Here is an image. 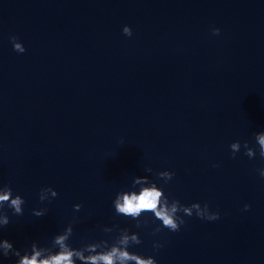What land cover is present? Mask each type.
<instances>
[{"label":"clouds","instance_id":"1","mask_svg":"<svg viewBox=\"0 0 264 264\" xmlns=\"http://www.w3.org/2000/svg\"><path fill=\"white\" fill-rule=\"evenodd\" d=\"M213 35H219V28L211 29ZM125 36H132V29L125 25L122 28ZM10 42L13 45V50L17 53L26 51L18 37L10 36ZM255 146H250L248 141L243 144L239 140L230 144V150L233 157L244 149V154L249 159H254L257 156V148L259 157L264 160V131L254 133ZM219 165H213L218 167ZM146 172L151 173V168H146ZM259 176L264 178V167L259 168ZM156 175L165 183L172 180L175 173L172 171H161ZM136 184H148L147 187H141L139 192H118L113 200L115 214L136 221V227H141L140 217L146 214H152L156 220L161 222L154 230L153 234L159 233L162 228H167L171 232H178L182 225L186 223L184 216L196 217L208 221H215L220 218L218 211L210 210L207 203L201 205L194 202L190 205H184L177 199H169L165 195L163 188L158 187L154 181L135 179ZM58 196L57 191L52 187L41 188L38 197L39 202L51 203L52 199ZM25 200L20 194L13 193L10 185L4 184L0 186V229H3L10 223V217L5 211V206L12 210L15 216H21L24 212ZM81 204L73 205L74 211L81 209ZM251 208L250 204H245L243 210L248 211ZM47 213V208H37L32 210L35 217H43ZM178 213H183L181 216ZM117 231L111 243L108 240H98L90 243H85L80 248H74L69 243L73 236V223H69L62 232L55 234L48 246H41L36 241H33L29 249H26L23 254L16 249L8 239H0V256L8 257L12 255L17 259L14 264H157V260L153 256L144 257L136 252L130 251L133 245L142 243L139 233L130 232L127 228H119L118 226L104 227L105 233ZM163 244L153 242V249L159 250Z\"/></svg>","mask_w":264,"mask_h":264}]
</instances>
